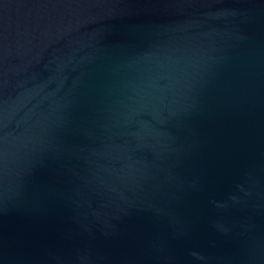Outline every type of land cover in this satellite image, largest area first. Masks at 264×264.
I'll return each instance as SVG.
<instances>
[{
  "label": "water",
  "instance_id": "1",
  "mask_svg": "<svg viewBox=\"0 0 264 264\" xmlns=\"http://www.w3.org/2000/svg\"><path fill=\"white\" fill-rule=\"evenodd\" d=\"M0 264H264V0H0Z\"/></svg>",
  "mask_w": 264,
  "mask_h": 264
}]
</instances>
